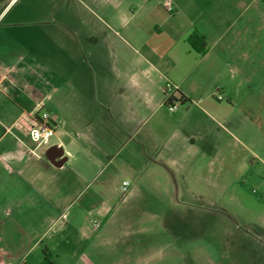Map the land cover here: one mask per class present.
<instances>
[{
	"label": "crops",
	"instance_id": "crops-1",
	"mask_svg": "<svg viewBox=\"0 0 264 264\" xmlns=\"http://www.w3.org/2000/svg\"><path fill=\"white\" fill-rule=\"evenodd\" d=\"M206 1L174 0L173 13L146 3L139 19L62 18L56 36L42 27L48 19L30 18L46 9L39 0L19 9V0L0 4V264L61 258L62 240L42 246L68 234L70 188L85 182V169L175 187L173 200L195 197V180L210 183L215 166L226 167L230 123L243 137L239 177L264 183V97L251 76L229 77L230 59H250L254 47L230 49L246 39L233 30L236 20L227 26L214 18L212 5L218 11L224 0ZM193 33L205 37L204 52L190 44ZM236 73L253 71L237 66ZM180 94L188 102L170 110L167 100ZM41 111L51 116L53 135L38 144L31 131ZM52 146L63 149L61 167L46 155ZM128 187L123 180L122 197ZM112 213L98 206L100 227L91 221L87 234L99 236ZM12 233L30 239L23 255Z\"/></svg>",
	"mask_w": 264,
	"mask_h": 264
},
{
	"label": "rangeland",
	"instance_id": "rangeland-1",
	"mask_svg": "<svg viewBox=\"0 0 264 264\" xmlns=\"http://www.w3.org/2000/svg\"><path fill=\"white\" fill-rule=\"evenodd\" d=\"M28 1L19 0L17 9ZM39 1L46 9L39 7L31 11L30 18L37 22L48 19L47 26L42 27L56 36L62 18L139 19L145 17L140 9L146 3L165 8L167 0ZM171 1L174 5V0ZM224 1L218 11L212 5L214 18L222 19L227 26L236 20L233 30L246 39L231 45L230 49L249 53L254 47V56L250 59H230L229 77L238 81L251 76L250 86L264 97V0ZM212 3L215 5L218 1ZM237 66L253 73L238 75ZM248 91L241 90L236 98ZM43 113L47 112L41 111L39 116ZM225 128L229 133L226 167L220 169L222 165H216L210 183L195 180L190 186L197 195L191 199L173 200L169 194L175 187L136 183L128 172L117 175L112 168L83 170L85 182L70 188L73 197L69 202L68 234L62 239L54 237L50 242L44 241L42 246L45 249L46 245L62 240L68 247L61 251V258L52 257L42 264H264V183L239 177L238 158L245 152L243 137L231 123ZM251 162L256 160L252 158ZM260 166L264 178V166ZM125 179L129 187L122 197L118 190ZM98 206L113 210L111 222L103 225L99 236H90L87 233ZM2 220V223L8 221ZM11 238L14 244L22 242L20 254L27 252L28 247H24L30 239L18 241V235L13 233ZM129 245H133L131 249ZM141 254L145 255L143 261L139 259ZM20 264L38 263L22 261Z\"/></svg>",
	"mask_w": 264,
	"mask_h": 264
},
{
	"label": "built area",
	"instance_id": "built-area-1",
	"mask_svg": "<svg viewBox=\"0 0 264 264\" xmlns=\"http://www.w3.org/2000/svg\"><path fill=\"white\" fill-rule=\"evenodd\" d=\"M14 0H7L9 4L12 3ZM5 3V2H4ZM165 8L169 13L174 12V5L171 0H167L165 2ZM168 94L173 92V88L171 86H168L166 88ZM221 95H219V99H221ZM177 105H168L170 110H173ZM53 135V122L52 118L48 113H43L42 116H39L36 122V126L31 131V136L33 141H35L38 144H42L43 142L48 141ZM128 186L127 182L123 183L122 192L126 191V187ZM93 226L97 230L100 227V222L96 219L93 220Z\"/></svg>",
	"mask_w": 264,
	"mask_h": 264
},
{
	"label": "trees",
	"instance_id": "trees-1",
	"mask_svg": "<svg viewBox=\"0 0 264 264\" xmlns=\"http://www.w3.org/2000/svg\"><path fill=\"white\" fill-rule=\"evenodd\" d=\"M7 0H0V4H3L4 2H6ZM189 42L190 44L193 46V47H196L197 44L199 43L201 45V52H204L205 48H206V41H205V37L204 36H200L198 33H193L190 38H189ZM188 102V99L180 94L179 98L176 97V98H169L166 102V106L168 105H173V104H176V103H179V104H185ZM36 118L38 119L39 118V115H36Z\"/></svg>",
	"mask_w": 264,
	"mask_h": 264
},
{
	"label": "water",
	"instance_id": "water-1",
	"mask_svg": "<svg viewBox=\"0 0 264 264\" xmlns=\"http://www.w3.org/2000/svg\"><path fill=\"white\" fill-rule=\"evenodd\" d=\"M63 149L59 148L58 146H52L47 151V157L49 161L55 166V167H61L65 162L66 158L63 157Z\"/></svg>",
	"mask_w": 264,
	"mask_h": 264
}]
</instances>
